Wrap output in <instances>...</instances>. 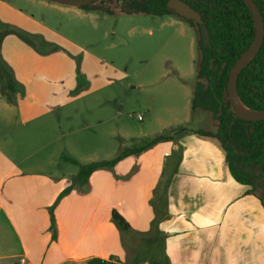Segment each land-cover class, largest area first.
I'll list each match as a JSON object with an SVG mask.
<instances>
[{
	"label": "crops",
	"instance_id": "crops-1",
	"mask_svg": "<svg viewBox=\"0 0 264 264\" xmlns=\"http://www.w3.org/2000/svg\"><path fill=\"white\" fill-rule=\"evenodd\" d=\"M14 2L0 0V264H20L21 258L30 264L92 258L129 264L142 248L156 257L140 264H264L261 199L231 175L218 139L194 133L214 134V121L212 129L178 126L165 134L172 139L94 171L85 188L75 186L55 206L52 238L49 209L78 171L64 157L88 164L100 156L86 157L89 149L101 151V161L120 154L112 142L116 128L91 123L83 103L115 82L96 86L86 76L89 88L83 83L79 93L82 65L91 60L79 64L68 51H39L22 42L16 32L31 33L39 24ZM147 135L143 127L127 149L144 145ZM113 212L129 225L126 234Z\"/></svg>",
	"mask_w": 264,
	"mask_h": 264
},
{
	"label": "rangeland",
	"instance_id": "rangeland-1",
	"mask_svg": "<svg viewBox=\"0 0 264 264\" xmlns=\"http://www.w3.org/2000/svg\"><path fill=\"white\" fill-rule=\"evenodd\" d=\"M106 1L112 7L117 5V0H99ZM13 4L32 15L39 24L31 25L32 34L22 30L16 32L22 42H29L39 51H68L67 54L76 58L79 64L82 58L91 60L82 65L86 75L84 73L78 79L79 93L83 83L85 89L89 88L87 77L96 86L105 79L115 82L90 95L93 97L83 103L89 105L87 118L91 123L101 121L103 129L116 128L112 142L117 152L127 149L143 127L147 128L150 138L170 134L178 126L214 127L209 112L191 111L201 60L200 34L195 26L182 18L141 13L106 15L77 9L57 11L33 6L25 0H15ZM105 97L107 103L103 100ZM85 136L92 137L89 133ZM89 151L86 157L97 153L100 156L95 161H101V151ZM69 166L78 170L72 163ZM128 238L142 241L137 237ZM155 257L142 248L133 253L129 264H140L142 260L150 261Z\"/></svg>",
	"mask_w": 264,
	"mask_h": 264
},
{
	"label": "trees",
	"instance_id": "trees-1",
	"mask_svg": "<svg viewBox=\"0 0 264 264\" xmlns=\"http://www.w3.org/2000/svg\"><path fill=\"white\" fill-rule=\"evenodd\" d=\"M76 6L84 12H99L106 15L147 14L162 17L178 16L168 4L171 0H117L112 7L108 1L99 0H47ZM192 8L201 19L195 23L182 17L195 26L200 34L199 48L201 60L196 76V84L191 99V111L203 110L210 113L216 124V132L197 130L199 135L213 136L222 145L228 169L234 179L250 189L264 205V119L248 121L238 117L227 99L229 73L238 58L250 47L256 35L252 12L244 0H181ZM263 21L264 0H253ZM9 88V86H8ZM10 89V88H9ZM236 94L240 102L253 112L264 110V37L255 56L241 69L236 79ZM186 129L180 130L184 132ZM173 137L159 134L144 145L124 149L112 160L81 164L74 159L64 160L78 168L66 187L49 209L50 229L55 239L54 208L72 189L85 188L89 176L97 170L109 169L128 155L138 154L145 149ZM113 221L122 233L129 231V225L117 213H112ZM85 264H117L99 258L89 259ZM154 264V263H153Z\"/></svg>",
	"mask_w": 264,
	"mask_h": 264
},
{
	"label": "water",
	"instance_id": "water-1",
	"mask_svg": "<svg viewBox=\"0 0 264 264\" xmlns=\"http://www.w3.org/2000/svg\"><path fill=\"white\" fill-rule=\"evenodd\" d=\"M246 5L249 7L250 11L252 12V16L255 23L256 28V35L253 43L250 45V47L238 58L234 66L232 67L228 82H227V99L228 102L231 105V108L233 112L240 118L248 121H259L264 119V110L261 112H253L247 109L243 104L241 105L248 110L250 113H246L243 110H240L236 104V100L234 98L233 90L236 92V79L238 76V73L241 71V69L255 56L257 51L259 50L263 37H264V30H263V21L262 18L258 12V9L256 8L255 3L253 0H244ZM168 6L174 10V12L187 20H192L195 23H201L200 16L189 6H187L184 2L181 0H171L168 4ZM237 95V94H236ZM238 97V96H237ZM240 101V100H239Z\"/></svg>",
	"mask_w": 264,
	"mask_h": 264
},
{
	"label": "bare ground",
	"instance_id": "bare-ground-1",
	"mask_svg": "<svg viewBox=\"0 0 264 264\" xmlns=\"http://www.w3.org/2000/svg\"><path fill=\"white\" fill-rule=\"evenodd\" d=\"M233 94H234V98H235V100H236V104H237L238 108H239L240 110H243V111L246 112V113H250L248 110H246V109L241 105V103H240V101H239V99H238V97H237V95H236L235 90H233Z\"/></svg>",
	"mask_w": 264,
	"mask_h": 264
},
{
	"label": "built area",
	"instance_id": "built-area-1",
	"mask_svg": "<svg viewBox=\"0 0 264 264\" xmlns=\"http://www.w3.org/2000/svg\"><path fill=\"white\" fill-rule=\"evenodd\" d=\"M138 120H141L140 116H138ZM20 264H30V263L25 258H21ZM143 264H148V263H143Z\"/></svg>",
	"mask_w": 264,
	"mask_h": 264
}]
</instances>
